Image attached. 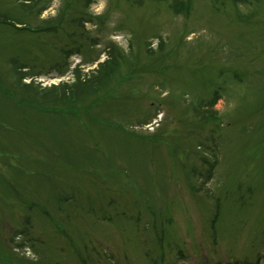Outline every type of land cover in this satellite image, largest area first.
<instances>
[{"label": "rangeland", "instance_id": "obj_1", "mask_svg": "<svg viewBox=\"0 0 264 264\" xmlns=\"http://www.w3.org/2000/svg\"><path fill=\"white\" fill-rule=\"evenodd\" d=\"M0 264H264V0H0Z\"/></svg>", "mask_w": 264, "mask_h": 264}, {"label": "trees", "instance_id": "obj_2", "mask_svg": "<svg viewBox=\"0 0 264 264\" xmlns=\"http://www.w3.org/2000/svg\"><path fill=\"white\" fill-rule=\"evenodd\" d=\"M178 10H180V9L178 8ZM1 22H2V23H5L4 20H2ZM5 24H7V23H5ZM9 25L12 26L11 24H9ZM29 104H33V103L31 102V103H29Z\"/></svg>", "mask_w": 264, "mask_h": 264}]
</instances>
